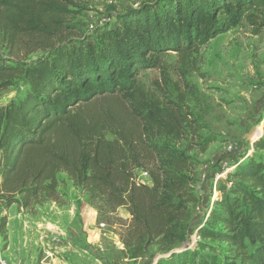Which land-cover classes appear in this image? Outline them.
<instances>
[{
  "label": "trees",
  "instance_id": "obj_1",
  "mask_svg": "<svg viewBox=\"0 0 264 264\" xmlns=\"http://www.w3.org/2000/svg\"><path fill=\"white\" fill-rule=\"evenodd\" d=\"M71 2L0 0L12 36L48 48L29 66L0 58V91L19 74L27 80L20 98L0 105V212L55 201L57 174L65 172L100 216L127 210L130 226L120 238L135 257L156 244L165 256L155 264H216L217 254L203 252L209 241L228 246L222 264H264V117L253 151L219 182L196 228L199 240L183 247L197 162L169 141L190 134L205 149L215 137L199 123L211 110L207 103L186 109L183 98L156 100L139 85L142 70L160 69L167 54L189 53L249 20L264 0H151L116 13L112 25L59 39ZM191 95L203 102L193 86ZM0 236H7L5 215Z\"/></svg>",
  "mask_w": 264,
  "mask_h": 264
},
{
  "label": "rangeland",
  "instance_id": "obj_2",
  "mask_svg": "<svg viewBox=\"0 0 264 264\" xmlns=\"http://www.w3.org/2000/svg\"><path fill=\"white\" fill-rule=\"evenodd\" d=\"M71 11L62 28V39L86 32L96 25H112L114 15L126 8H138L151 0H71ZM264 10L243 18L227 32L205 45L178 55L167 54L160 69L140 72V87L156 100L183 98L186 109L209 104L203 132L215 137L205 149L194 135L169 143L197 162L193 192L197 197L182 246L192 248L199 240L196 228L219 195L217 186L236 161L253 151L252 142L262 136L264 117ZM13 30L0 18V58L6 65L29 66L48 52L35 38L12 36ZM166 77V83L163 80ZM193 86L202 97L185 96ZM27 88L22 74L0 91V105L20 98ZM184 95V96H183ZM110 137V136H108ZM140 180L147 182L146 175ZM56 200L45 199L26 208L15 205L0 212L6 217V238L0 236V257L7 264H155L165 255L156 244L139 257L132 255L120 235L130 226V215L123 207L111 218L96 211L87 193L75 186L65 172L57 174ZM83 225H89L87 233ZM92 230L93 233L90 231ZM93 234L90 241L89 236ZM91 237V236H90ZM102 239V240H101ZM107 239V240H105ZM93 241H98L94 243ZM203 252L217 254L222 264L229 248L224 243L206 241ZM113 260V261H112Z\"/></svg>",
  "mask_w": 264,
  "mask_h": 264
},
{
  "label": "crops",
  "instance_id": "obj_3",
  "mask_svg": "<svg viewBox=\"0 0 264 264\" xmlns=\"http://www.w3.org/2000/svg\"><path fill=\"white\" fill-rule=\"evenodd\" d=\"M87 226H89V225H83V227H84V230H85V232L87 233V230H89V227H87ZM92 233H93V231L92 230H90ZM91 236V237H90ZM89 236V239H90V241L92 240V238H93V234L92 235H90ZM102 240V239H101ZM105 240H107V239H105ZM94 243H98L99 244V242L98 241H93ZM113 261V260H112ZM107 264H110V263H108V260H106L105 261ZM100 264H102V262H99ZM116 262H114V264H115Z\"/></svg>",
  "mask_w": 264,
  "mask_h": 264
},
{
  "label": "built area",
  "instance_id": "obj_4",
  "mask_svg": "<svg viewBox=\"0 0 264 264\" xmlns=\"http://www.w3.org/2000/svg\"><path fill=\"white\" fill-rule=\"evenodd\" d=\"M0 264H7L3 259L0 257Z\"/></svg>",
  "mask_w": 264,
  "mask_h": 264
}]
</instances>
